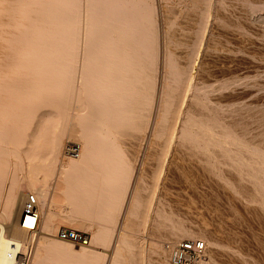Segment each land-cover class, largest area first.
I'll return each mask as SVG.
<instances>
[{
  "label": "bare ground",
  "instance_id": "bare-ground-1",
  "mask_svg": "<svg viewBox=\"0 0 264 264\" xmlns=\"http://www.w3.org/2000/svg\"><path fill=\"white\" fill-rule=\"evenodd\" d=\"M195 238L264 264V0H0V264H170Z\"/></svg>",
  "mask_w": 264,
  "mask_h": 264
},
{
  "label": "built area",
  "instance_id": "built-area-1",
  "mask_svg": "<svg viewBox=\"0 0 264 264\" xmlns=\"http://www.w3.org/2000/svg\"><path fill=\"white\" fill-rule=\"evenodd\" d=\"M18 222L30 231L38 229L40 211L36 194L32 192L26 194ZM57 236L74 244H88L90 241L88 233L70 227H61L57 232ZM166 247L170 251V264H204L210 251L206 241L200 238L166 242ZM29 258V253L24 254L21 264H28Z\"/></svg>",
  "mask_w": 264,
  "mask_h": 264
},
{
  "label": "rangeland",
  "instance_id": "rangeland-1",
  "mask_svg": "<svg viewBox=\"0 0 264 264\" xmlns=\"http://www.w3.org/2000/svg\"><path fill=\"white\" fill-rule=\"evenodd\" d=\"M127 140H129V138H126ZM126 139H124V141H126ZM131 140V143H132V145L133 146H135L136 147V145L135 144H133V141H135V140H133L132 141V139H130ZM130 140L129 141H127V142H124L123 143V145H126V146H124L125 148H127V150L129 151L130 149V151H129V153H135L136 151V148H134V147H132V145L130 144ZM143 146H141V148L143 147V151L140 149V151L138 152L139 153V159H138V161L136 162L138 165V168H137V173L139 172L138 170H142L145 174H148L149 175V168L147 169V166H148V164L150 163V161H151V163H152V159L150 160V158H149V156H147V154L145 153V148H146V145L145 144H142ZM128 146H130V147H128ZM69 148V147H68ZM68 148L66 149V151H68ZM145 149V150H144ZM141 152V153H140ZM143 152V153H142ZM145 153V154H144ZM142 154V155H141ZM146 157V158H145ZM149 158V159H148ZM147 159V160H146ZM140 160V161H139ZM142 162V163H141ZM147 162V163H146ZM143 164V165H142ZM145 166H146V168H145ZM149 166H151V165H149ZM148 166V167H149ZM143 167V168H142ZM145 169V170H144ZM146 169H147V171H146ZM141 172V171H140ZM207 217V216H206ZM208 218V217H207ZM189 220H191V218L189 219ZM209 221H210V218L208 219ZM60 222H62V223H59V222H57V225H56V229H55V233H56V235H57V232L59 231V229L61 228V227H70V228H76V229H79V230H82V231H85L86 233H88V235L90 236V240H91V238H92V235H93V231H94V229H95V226H93L92 224H91V226H90V224H88L89 222L87 221L86 222V224L84 223V222H81V223H83V225L80 223V222H78V223H69V222H66V221H60ZM64 222V223H63ZM208 222V221H207ZM212 222V221H211ZM211 222H208L209 223V226H211V227H209L210 229L213 227L214 228V224H212ZM41 223H42V221H41ZM70 224V225H69ZM73 224H75V226L73 225ZM42 225V224H41ZM59 225V226H58ZM80 225V226H79ZM214 225V226H213ZM73 226V227H72ZM77 226V227H76ZM83 226V227H82ZM85 228V229H84ZM149 228L150 227H148L147 228V230L150 232L151 231V229L149 230ZM212 228V229H213ZM211 229V230H212ZM42 230H43V232H42V234H45V229H43V227H42ZM214 231V230H213ZM92 234V235H91ZM149 237H150V234L148 235ZM167 242V241H166ZM166 242H165V245H166ZM89 244V243H88ZM75 245H82V244H75ZM84 245V244H83ZM85 245H87V244H85ZM255 251V252H254ZM252 253V252H251ZM258 253H260L259 251H258ZM257 253V251H256V249L254 248V250H253V253H252V255H254V257H256V256H260V254H258ZM258 254V255H257ZM260 258V257H259Z\"/></svg>",
  "mask_w": 264,
  "mask_h": 264
}]
</instances>
